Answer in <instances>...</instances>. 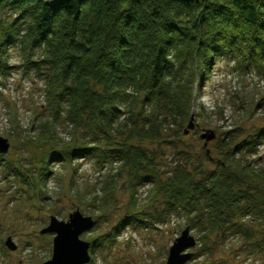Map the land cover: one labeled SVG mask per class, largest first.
<instances>
[{"label": "trees", "instance_id": "1", "mask_svg": "<svg viewBox=\"0 0 264 264\" xmlns=\"http://www.w3.org/2000/svg\"><path fill=\"white\" fill-rule=\"evenodd\" d=\"M13 45L23 70L42 76L56 114L90 140L58 146L46 120L36 141L50 143L61 158H91L99 167L115 163L132 198L137 186L150 183L149 200L161 198L164 220L181 213L206 241L235 227L264 252V231L257 237L245 223L249 218L264 227V173L251 158L264 142V128L237 142L232 135L222 139L219 162L210 169L193 166L182 151L184 161L168 175L158 170L156 152L134 142L171 132L181 139L197 90L218 59L231 61L239 74L264 78V0H0V75L10 69ZM43 170L40 181L50 173L48 166ZM100 190L93 203L103 209L112 179ZM148 216L126 215L114 230L128 222L149 227L151 221L140 219ZM107 236L113 227L101 239Z\"/></svg>", "mask_w": 264, "mask_h": 264}, {"label": "rangeland", "instance_id": "2", "mask_svg": "<svg viewBox=\"0 0 264 264\" xmlns=\"http://www.w3.org/2000/svg\"><path fill=\"white\" fill-rule=\"evenodd\" d=\"M2 17L9 20L11 14L5 10ZM20 61L19 47L10 46V69L0 75V135L9 142L7 151L0 154V264H38L51 258L55 234L40 230L52 215L67 221L74 211L90 215L95 223L79 235L89 243V260L84 264H165L170 245L186 226L196 244L184 251L192 253L185 264H264V252L252 238L246 240L234 232L235 227L225 234L213 232L206 241L202 230L188 225L183 214H170L164 220L161 198L149 200L150 183L137 186L132 198L124 172L115 163L99 167L91 158H61L50 150V143L36 141L46 120L60 139L58 146L70 139L90 140L83 131H74L63 114H56L45 99L42 76L24 71ZM232 66L231 61L221 58L210 68L190 111L194 127L184 132L186 121L181 139L173 138L171 132L154 141H134L156 152L157 168L163 175L170 174L176 162L184 161L182 151L190 154L193 166L202 163L205 169L213 168L215 160L219 162L221 141L232 135L237 142L264 128V78L254 71L239 74ZM258 101L262 103L256 107ZM205 129L215 132L206 146L199 137ZM123 136L116 138L122 140ZM251 158L256 169L264 173V142ZM45 166L50 173L40 181ZM110 179L113 190L99 209L93 198H100L101 187ZM136 211L149 214L140 219L152 224L128 222L114 230L123 217ZM253 222L245 220L259 237L264 227H255ZM112 227L113 236L101 239ZM7 236L15 243L14 250L4 244ZM94 240L100 244L92 248Z\"/></svg>", "mask_w": 264, "mask_h": 264}, {"label": "water", "instance_id": "3", "mask_svg": "<svg viewBox=\"0 0 264 264\" xmlns=\"http://www.w3.org/2000/svg\"><path fill=\"white\" fill-rule=\"evenodd\" d=\"M193 119L194 116L191 114L184 132L194 127ZM199 137L204 140L203 145L206 146L207 142L215 137V132L212 129H205L204 132L200 133ZM8 147L9 142L7 138L0 135V154L6 152ZM206 152H209L207 148ZM93 222L90 215H83L79 211L71 213L67 221L57 219L52 215L48 224L40 230L41 233L54 232L55 234L52 240L51 258L38 264L87 263L89 260V243L82 240L79 235L84 230L91 228ZM4 244L11 250L16 248L10 236H7L4 240ZM195 244V237L190 234V229L186 226L170 245L165 264H185L190 258L191 252L184 251L193 247Z\"/></svg>", "mask_w": 264, "mask_h": 264}, {"label": "bare ground", "instance_id": "4", "mask_svg": "<svg viewBox=\"0 0 264 264\" xmlns=\"http://www.w3.org/2000/svg\"><path fill=\"white\" fill-rule=\"evenodd\" d=\"M260 106V105H259ZM191 255H192V253H191ZM189 260V259H188Z\"/></svg>", "mask_w": 264, "mask_h": 264}]
</instances>
